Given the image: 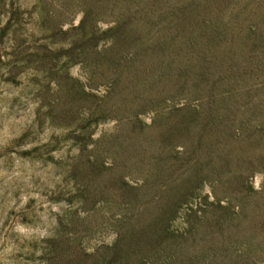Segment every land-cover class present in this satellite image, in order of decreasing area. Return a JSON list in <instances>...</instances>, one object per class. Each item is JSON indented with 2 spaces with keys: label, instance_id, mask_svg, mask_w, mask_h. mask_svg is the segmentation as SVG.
<instances>
[{
  "label": "rangeland",
  "instance_id": "374dc122",
  "mask_svg": "<svg viewBox=\"0 0 264 264\" xmlns=\"http://www.w3.org/2000/svg\"><path fill=\"white\" fill-rule=\"evenodd\" d=\"M0 264H264V0H0Z\"/></svg>",
  "mask_w": 264,
  "mask_h": 264
}]
</instances>
